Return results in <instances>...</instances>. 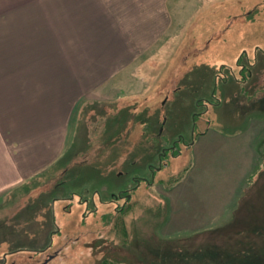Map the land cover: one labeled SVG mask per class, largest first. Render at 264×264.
<instances>
[{
	"label": "rangeland",
	"instance_id": "1",
	"mask_svg": "<svg viewBox=\"0 0 264 264\" xmlns=\"http://www.w3.org/2000/svg\"><path fill=\"white\" fill-rule=\"evenodd\" d=\"M169 8L143 63L80 101L56 165L0 198V264H264V0ZM73 195L97 210L64 212Z\"/></svg>",
	"mask_w": 264,
	"mask_h": 264
},
{
	"label": "crops",
	"instance_id": "2",
	"mask_svg": "<svg viewBox=\"0 0 264 264\" xmlns=\"http://www.w3.org/2000/svg\"><path fill=\"white\" fill-rule=\"evenodd\" d=\"M170 1L0 0V198L56 165L80 101L143 63Z\"/></svg>",
	"mask_w": 264,
	"mask_h": 264
},
{
	"label": "flooded vegetation",
	"instance_id": "3",
	"mask_svg": "<svg viewBox=\"0 0 264 264\" xmlns=\"http://www.w3.org/2000/svg\"><path fill=\"white\" fill-rule=\"evenodd\" d=\"M259 51V49H257L256 50V52H258ZM261 52V51H260ZM262 56H264V53H262ZM241 66V65H240ZM242 68V70H241V72H240V76H243V82L245 83V82H247L248 81V78H251V76H252V74H251V71H250V68L252 67V64H249V66H248V68H246V66H241ZM237 81L238 80H235L234 82H236L237 83ZM207 105H208V107H211V106H215L216 104H214L213 102H210V100H207ZM194 118H193V122H194ZM184 146L186 147L187 145L186 144H184ZM173 147H174V149H173ZM173 147H171V148H165L164 150H161L162 152H160V156H159V160H158V164H160V161L164 158V157H166V155H167V152H175V149H176V144L173 146ZM171 158H174V154H172L171 155ZM162 164V163H161ZM161 167L163 166V165H160ZM154 170H151V176L149 177V178H144V179H136V181H135V185L132 187V188H129V189H126V190H121L120 192H122V193H125L126 192V194H124V195H121V194H118V195H116L115 196V200L113 199V201H112V203L114 204V211L115 212H117V213H119L120 211H122L121 210V207H124L125 206V204L126 203H128V201L131 199V197H132V194L135 192V190L137 189V188H139V186L141 185V184H144L146 187H150L151 186V184H152V182H153V174L152 173H154L155 172V170L156 171H160V170H157V168H153ZM75 195H73V197L72 198H67V199H60V201H62V202H66V201H68V202H70V203H66L65 204V209H66V207H68V208H70L69 209V211H66V210H64V212H66V213H68V214H70L71 212H72V209H73V207H76V208H78V207H80V208H84V209H87V208H89L90 207V204H92V203H90L89 201H84V199L83 200H81L80 198L81 197H78L77 199H75ZM121 203V204H120ZM93 210L95 211V210H97V208L95 207V204L93 205L92 204V208H91V212L93 213ZM53 221V224H54V221L55 220H52ZM57 230V229H56ZM56 230H54V231H51V233H50V239H49V242H51L52 243V241H53V237H54V234L55 233H58V230L56 231ZM52 246V245H51ZM51 246H47V248H46V250L47 249H49V248H51ZM44 252V251H43ZM43 252H40V254H44ZM58 254H59V252L57 251L55 254H54V256H48L47 258H46V260H45V262H43V264H47V263H49L50 261H51V258L52 257H57L58 256Z\"/></svg>",
	"mask_w": 264,
	"mask_h": 264
}]
</instances>
